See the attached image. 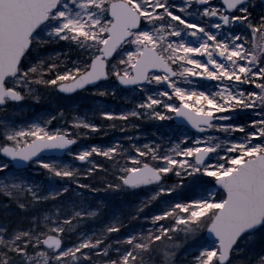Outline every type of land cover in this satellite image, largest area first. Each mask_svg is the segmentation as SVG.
<instances>
[{
  "label": "snow or ice",
  "instance_id": "obj_1",
  "mask_svg": "<svg viewBox=\"0 0 264 264\" xmlns=\"http://www.w3.org/2000/svg\"><path fill=\"white\" fill-rule=\"evenodd\" d=\"M256 6L0 0V198L8 201L0 207L19 210L0 220V264H264V14L255 16ZM118 91L138 99L119 113L102 103L89 111L133 127L158 123L155 139L76 148L101 130L87 111L71 123L64 110L17 119L45 94ZM249 113L255 118L239 120ZM41 175L47 183L34 179ZM113 194L138 197L130 213L143 221L138 230L114 236L127 227L116 213L85 227Z\"/></svg>",
  "mask_w": 264,
  "mask_h": 264
},
{
  "label": "trees",
  "instance_id": "obj_2",
  "mask_svg": "<svg viewBox=\"0 0 264 264\" xmlns=\"http://www.w3.org/2000/svg\"><path fill=\"white\" fill-rule=\"evenodd\" d=\"M254 15L258 16L255 13H254ZM49 92H50V90H49ZM121 94H129V93L118 91V94L116 97L92 96L87 92H81V93H78V94H76L74 96H70V97H65V96H62L60 94H55V93L45 94V99L42 102V104L34 105V106L29 107V108H26V111L24 113L18 114L17 119H31V118H33L34 115H39V114H42L45 112H56L57 110H64L66 118H68L69 123H71L70 118L72 116L77 115L78 112H86L87 111L89 114V117L91 119H93L94 123H96L100 126L101 130L99 132L91 133V134L85 136L83 139H81L79 141V144L76 146V148H79L82 146L87 147V146L94 145V144L95 145H107V144H110L116 140H120V139L124 138L126 133L121 131L122 126L127 128V131L129 132L130 135L136 134L135 128H137L138 126H141V127L147 126V124L144 123L143 120H135L134 124L136 125V127H133L132 123H126L124 121H108V120H105L102 117H100L98 114H95V113L89 111L97 103H102L107 110H110V111L116 112V113L124 111L125 108L128 109L130 105L126 104L127 102H125L124 100H122L120 98L119 95H121ZM113 123L116 124L115 128L110 126ZM145 128L146 129H144L143 131L148 130L147 127H145ZM74 131H77V130L74 129ZM78 131H80L81 134H83V132L85 130H78ZM96 159L101 161V162H106V161H104V159L102 157H96ZM34 179H36L37 181L47 183L45 180V177L42 175L41 176H35ZM57 186H59V185H57ZM98 195H100L101 197L104 196L103 193H100ZM106 200H107V203H106V205L103 206L105 209L104 211H106L105 207H108L110 204L112 205V208L109 211V215L107 214V217H106L103 214V216H101V218L99 220L94 221V222H90L89 224H86L85 225L86 228H91V227H93V225H95L96 227H99V226H101L103 221L108 220L113 213H116L118 215L122 214L121 218L124 219L127 227L122 230V233L113 234L114 236L127 234V232L129 230H138L139 225L141 223H143V221L142 220L141 221H134L131 219V216H130V213L135 211L134 208L136 207L138 197L128 195V194H113V195L106 197ZM1 202L7 203L8 201L0 198V203ZM95 202H98V201H95ZM13 205H15V204H12L9 209H10V211L11 210L14 211V216H12V217L10 216L9 218L6 219V221L17 219L16 213L19 210L16 208V206H15V208H13ZM7 216L8 215H6L5 217H7ZM5 217H4L3 221L5 220ZM73 239H74V237H73ZM254 248L256 251L260 250L259 242H257L254 245Z\"/></svg>",
  "mask_w": 264,
  "mask_h": 264
},
{
  "label": "rangeland",
  "instance_id": "obj_3",
  "mask_svg": "<svg viewBox=\"0 0 264 264\" xmlns=\"http://www.w3.org/2000/svg\"><path fill=\"white\" fill-rule=\"evenodd\" d=\"M254 3L257 5L256 8L254 9V13L256 15H258V16H260L261 14H264V6H261L260 0H254ZM119 96H120V98L122 100L127 102L126 104L130 105L129 108H131L133 106L132 100L138 99V97H134L130 93L129 94H121ZM125 110H126V108H125ZM252 118H255V117L251 116L250 113L249 114H241V116L239 117V120L241 122H246V121H248L249 119H252ZM143 122L147 124V126H145V127H147L148 130L143 131L146 128L138 126L137 128H135L136 134H134V135L141 137L142 140L145 137H147V139H155V137L153 136V133L156 132L157 128L159 127L158 123H153V122L148 121L146 119L143 120ZM161 131H164V129H161ZM125 133H126L125 136L130 135L128 131L125 132ZM75 163L79 164L78 161L75 162ZM1 203H4V202H1ZM13 208H15V205H13ZM105 208H106V211H104V215L107 217V214L109 215V211L111 210L112 205L110 204L108 207H105ZM134 210H135V208H134ZM6 215H8V216L5 217ZM10 216L11 217L14 216V211L13 210L10 211L9 208L8 209H4L3 207H0V220H3L4 217H5L4 221H6V219L9 218ZM177 243H181V241L178 240ZM187 258H188V260L192 259V250L191 249H189V255H188Z\"/></svg>",
  "mask_w": 264,
  "mask_h": 264
},
{
  "label": "water",
  "instance_id": "obj_4",
  "mask_svg": "<svg viewBox=\"0 0 264 264\" xmlns=\"http://www.w3.org/2000/svg\"><path fill=\"white\" fill-rule=\"evenodd\" d=\"M75 94V93H74ZM65 95V94H64ZM73 95V94H72Z\"/></svg>",
  "mask_w": 264,
  "mask_h": 264
}]
</instances>
